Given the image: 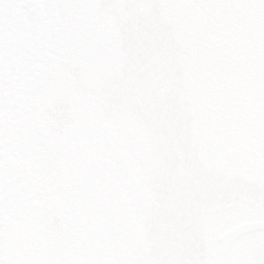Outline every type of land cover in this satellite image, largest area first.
<instances>
[{
	"label": "snow or ice",
	"instance_id": "obj_1",
	"mask_svg": "<svg viewBox=\"0 0 264 264\" xmlns=\"http://www.w3.org/2000/svg\"><path fill=\"white\" fill-rule=\"evenodd\" d=\"M0 264H264V0H0Z\"/></svg>",
	"mask_w": 264,
	"mask_h": 264
}]
</instances>
